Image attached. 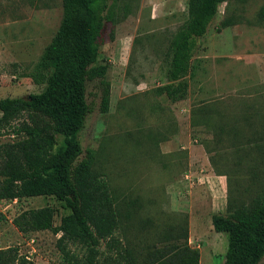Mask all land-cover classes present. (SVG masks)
I'll list each match as a JSON object with an SVG mask.
<instances>
[{"label":"rangeland","instance_id":"rangeland-1","mask_svg":"<svg viewBox=\"0 0 264 264\" xmlns=\"http://www.w3.org/2000/svg\"><path fill=\"white\" fill-rule=\"evenodd\" d=\"M186 2L118 0L97 56L107 64V110L100 111L97 81H87L90 111L78 139L82 155L93 151L94 167L116 197L139 199L141 207L131 212L133 241L151 240L161 226L185 225L199 264H221L226 237L212 230L211 214H225L227 203L245 200L264 182V19L258 17L264 0L221 2L196 41L193 78L169 81L167 38L186 19ZM60 15L61 0H0V98L41 89L30 72ZM47 204L56 225L67 209L52 196L0 202V247L17 246L19 264L59 260L58 234L22 237L10 223L20 210Z\"/></svg>","mask_w":264,"mask_h":264},{"label":"trees","instance_id":"trees-1","mask_svg":"<svg viewBox=\"0 0 264 264\" xmlns=\"http://www.w3.org/2000/svg\"><path fill=\"white\" fill-rule=\"evenodd\" d=\"M223 1L187 0L186 19L167 38L169 81L193 78L196 41ZM117 2L61 0L59 23L30 72L41 89L0 98V135L11 136L0 141V202L34 196L62 202L67 212L56 225L55 208L48 204L22 209L10 220L22 237L45 230L58 234L56 264H198L185 225L161 226L151 240L133 241L131 212L141 207L139 199L116 197L94 167L93 151L82 155L78 133L90 111L87 81H97L100 111L107 110V64L98 63L97 56L104 24L116 22ZM258 17L264 19V6ZM219 130L225 131L223 124ZM253 192L227 203L225 214L210 216L212 230L226 237L222 264H258L264 255V182ZM17 257V246L0 247V264H19Z\"/></svg>","mask_w":264,"mask_h":264},{"label":"crops","instance_id":"crops-1","mask_svg":"<svg viewBox=\"0 0 264 264\" xmlns=\"http://www.w3.org/2000/svg\"><path fill=\"white\" fill-rule=\"evenodd\" d=\"M216 233H220V232H216ZM189 236H190V238H191V230L189 229ZM188 241V240H187ZM190 246V245H189ZM222 262H223V259H222ZM222 262H221V264H222ZM198 264H199V261H198Z\"/></svg>","mask_w":264,"mask_h":264}]
</instances>
